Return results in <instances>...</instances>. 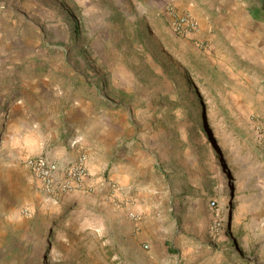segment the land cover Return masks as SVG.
Listing matches in <instances>:
<instances>
[{"label":"rangeland","instance_id":"374dc122","mask_svg":"<svg viewBox=\"0 0 264 264\" xmlns=\"http://www.w3.org/2000/svg\"><path fill=\"white\" fill-rule=\"evenodd\" d=\"M187 1L209 34L163 0H0V264H264V164L230 125L264 124V0ZM183 70L201 125L166 114ZM74 148L107 189L46 194L27 160Z\"/></svg>","mask_w":264,"mask_h":264},{"label":"built area","instance_id":"2783aa9c","mask_svg":"<svg viewBox=\"0 0 264 264\" xmlns=\"http://www.w3.org/2000/svg\"><path fill=\"white\" fill-rule=\"evenodd\" d=\"M163 1L170 29L174 34L188 38L200 33L199 22L189 11L179 9L173 0ZM254 126L257 138L263 143L264 148V124L255 122ZM26 165L43 191L50 195L61 196L80 190L89 177L88 156L82 152L73 163L64 167L47 155L29 158ZM212 204L214 205L215 202L213 201Z\"/></svg>","mask_w":264,"mask_h":264},{"label":"crops","instance_id":"0c3cea01","mask_svg":"<svg viewBox=\"0 0 264 264\" xmlns=\"http://www.w3.org/2000/svg\"><path fill=\"white\" fill-rule=\"evenodd\" d=\"M173 1L175 2V4L176 3L178 4V6L177 4L176 6L179 9L189 11L198 20L199 25H200V33L209 34L211 30L210 29L205 30L204 22H203L204 15L199 12L200 10L198 8L199 6L197 7L192 2L187 1V0H173ZM203 1L208 4L206 7H204L206 10L207 9L213 10L215 8L214 5L211 4V0H201V2ZM201 2L198 1V3H201ZM240 115H242V117L238 119V122H233L230 120V123H231L230 125L234 131L235 139H237L240 145L245 146V150L248 154L247 159L251 160L253 163L257 165H262L264 164V161H263L264 160V148L261 145L260 141L258 140L256 132H255V126H254V123L256 122L255 117L250 116V114L245 111L243 114H240ZM81 152L82 150H79L78 148H74L72 151H70L69 154L66 155V158L62 160L60 157L57 158L56 156H52L50 154H46V155L51 160L56 161L58 164H60L61 167H64L66 165L73 163ZM91 161H92V157H89L88 166H89L90 175L92 176L90 183L92 185L100 186L104 182L105 183L104 187L105 189H107V186L109 185V183L107 184V182H105V179H103L102 177H97V173H99L100 175V172H97L94 169ZM62 162L66 164H63Z\"/></svg>","mask_w":264,"mask_h":264},{"label":"trees","instance_id":"16d2710c","mask_svg":"<svg viewBox=\"0 0 264 264\" xmlns=\"http://www.w3.org/2000/svg\"><path fill=\"white\" fill-rule=\"evenodd\" d=\"M255 17L262 16L261 12H253ZM77 35L80 36L79 28L76 24ZM183 77L186 84L190 87L191 92L193 93L194 98L190 100L188 104H180V101L171 103L166 110L167 115H172L173 112L177 109H190V116L195 120L199 125L202 124V120L206 113V106L204 105L203 96L200 94L199 88L194 83V77L188 70H183ZM178 81H176V84ZM165 124V122H163Z\"/></svg>","mask_w":264,"mask_h":264},{"label":"bare ground","instance_id":"6f19581e","mask_svg":"<svg viewBox=\"0 0 264 264\" xmlns=\"http://www.w3.org/2000/svg\"><path fill=\"white\" fill-rule=\"evenodd\" d=\"M204 142H205V143H210L209 138H205V139H204ZM213 157H214V156H213Z\"/></svg>","mask_w":264,"mask_h":264}]
</instances>
